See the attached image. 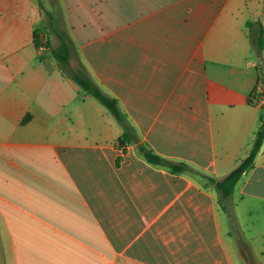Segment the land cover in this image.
<instances>
[{
  "label": "crops",
  "instance_id": "0c3cea01",
  "mask_svg": "<svg viewBox=\"0 0 264 264\" xmlns=\"http://www.w3.org/2000/svg\"><path fill=\"white\" fill-rule=\"evenodd\" d=\"M39 3L0 0V264H245L215 186L139 147L217 180L248 155L264 82L247 23L264 37V0H55L45 17ZM51 22L134 126L126 153L111 114L36 47L34 32L60 43ZM232 195L264 219V141ZM246 230L263 264L264 226Z\"/></svg>",
  "mask_w": 264,
  "mask_h": 264
},
{
  "label": "trees",
  "instance_id": "16d2710c",
  "mask_svg": "<svg viewBox=\"0 0 264 264\" xmlns=\"http://www.w3.org/2000/svg\"><path fill=\"white\" fill-rule=\"evenodd\" d=\"M41 12L45 15L50 16V13L45 10L42 3H39ZM51 30L55 32L60 40L57 47L52 48L51 43L48 39L40 41L36 32H34V43L36 47L51 48V54L59 65H61V70L67 74L71 80H73L77 85L81 87L86 95L94 98L99 104H101L115 119L117 124L122 129V134L118 137L116 141V146L118 149L122 150V154L126 153L127 147L136 141V131L132 123L130 122L126 113L121 109L119 101L106 93L93 79L81 71H76L70 66V57L72 52L71 44H69L65 39V32L57 31L54 24L49 23ZM247 28L249 31V39L251 44L256 47L258 54L261 53L264 45L263 37V27L259 21L248 22ZM259 78L264 82V75L260 73ZM264 97V93L261 95ZM264 109V103L262 105ZM264 141V118L261 119L259 128L255 133V138L253 140L252 146L249 150L248 155L224 178L217 180L209 175H206L200 171L191 168L189 165L183 162H175L167 158L161 157L155 154L150 149L140 146L139 150L143 155L144 159L156 166H162L168 168L172 173H193L199 176L205 184H212L215 186L219 193V202L222 210L227 214L229 221L235 227V221L233 217V206L230 205V198L234 192L235 186L241 177L249 171L254 164L255 158L260 151V148ZM122 157L117 158V165L121 163Z\"/></svg>",
  "mask_w": 264,
  "mask_h": 264
},
{
  "label": "rangeland",
  "instance_id": "374dc122",
  "mask_svg": "<svg viewBox=\"0 0 264 264\" xmlns=\"http://www.w3.org/2000/svg\"><path fill=\"white\" fill-rule=\"evenodd\" d=\"M42 1V3H43V5H44V7H45V9H47V10H52V11H55L56 10V7H54V2H55V0H41ZM42 14V16H44L45 17V15H44V13H41ZM43 29V28H42ZM40 30L41 32L43 31V30ZM49 32H47V34H48ZM45 35V34H44ZM48 36V38L50 39V41H51V43H52V45L53 46H55L56 45V40H54L53 38H52V36H50L49 34L47 35ZM251 47H252V45H251ZM253 51H251L250 53H251V57L256 61V63L259 65V62H260V57L261 58H263L264 59V52H262V50H261V54H258L257 52H256V50L254 49V48H251ZM76 64H77V62H76V60L75 59H73L72 60V66H76ZM95 101V100H94ZM95 103L97 104V105H99V103L98 102H96L95 101ZM100 106V105H99ZM232 197H233V195L231 196V198H230V200L232 201ZM231 204V203H230ZM240 208V207H239ZM241 210H237V207L235 206L234 208H233V212H234V214H233V217H234V221H235V225L237 226V228L239 229V232L241 233V236L244 238V240H246V241H248L249 242V240H250V234H249V232L246 230L247 229V227H248V225L250 224V226H254V227H256V226H258V225H260V226H264V219L263 218H258L257 220H253L252 218H250V217H248V215L243 211V207L242 208H240ZM246 214V215H245ZM227 215V214H226ZM227 217V216H226ZM228 218V217H227ZM250 219L251 220H253V223H251L250 222ZM229 223H230V225H229V228L231 229V228H233V230H234V232H238L237 231V229L236 228H234L233 226H231L232 224H231V222L229 221ZM263 230V229H262ZM256 255V257H257V259L261 262V263H263L264 264V258L263 257H261V255H259V254H255ZM235 257H236V255L234 254V259H235ZM236 261H238V263L235 261V264H242V262L240 261V260H238V258L236 257Z\"/></svg>",
  "mask_w": 264,
  "mask_h": 264
},
{
  "label": "water",
  "instance_id": "95a60500",
  "mask_svg": "<svg viewBox=\"0 0 264 264\" xmlns=\"http://www.w3.org/2000/svg\"><path fill=\"white\" fill-rule=\"evenodd\" d=\"M259 67L261 69V73L264 75V59L260 57ZM237 237V243L239 246V252L240 256L242 257L245 264H259L253 257L249 246L246 244V242L238 235L237 232H235Z\"/></svg>",
  "mask_w": 264,
  "mask_h": 264
},
{
  "label": "built area",
  "instance_id": "2783aa9c",
  "mask_svg": "<svg viewBox=\"0 0 264 264\" xmlns=\"http://www.w3.org/2000/svg\"><path fill=\"white\" fill-rule=\"evenodd\" d=\"M264 93V90L262 89L261 84H259L255 90V96L257 97L258 101L263 105L264 103V97H261V95Z\"/></svg>",
  "mask_w": 264,
  "mask_h": 264
}]
</instances>
